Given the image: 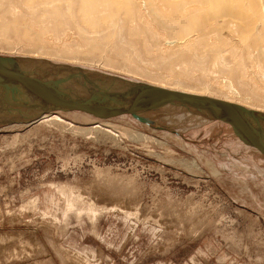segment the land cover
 Listing matches in <instances>:
<instances>
[{
  "label": "rangeland",
  "instance_id": "374dc122",
  "mask_svg": "<svg viewBox=\"0 0 264 264\" xmlns=\"http://www.w3.org/2000/svg\"><path fill=\"white\" fill-rule=\"evenodd\" d=\"M67 1L62 4L63 15H80L78 25L83 28L75 20L66 28L61 16L50 13L60 0H20L19 7L29 13L10 14L0 7V54L80 65L176 87L189 82L206 93L264 106V64L251 65L247 47L233 44L235 37L230 42L234 47L222 46L240 49L237 53L245 59L239 54L240 59L225 67L213 64L209 45L195 58L160 54L157 47H146V33L135 25L137 20L129 19V29L121 28L119 21L120 14L143 17L146 13L170 21L193 15L206 19L216 7L215 0ZM132 2L141 12L125 10V4ZM224 2L237 12L222 18L233 22L240 13L236 19L251 21L248 25L234 21L237 31L240 26L248 31V26L253 33L255 26H261L257 21L264 15V0ZM189 11L194 14L187 16ZM247 15L252 18L246 19ZM26 18L32 32L21 25V33L43 42L40 48L17 40L14 22L24 23ZM247 31L244 35H250ZM120 34L134 42L127 44ZM120 39L127 47L121 52ZM176 109L194 119L200 115ZM178 111L166 108L152 113L166 128L131 113L103 119L77 110L44 114H57L65 121L44 122L39 117L26 124L0 126V264H264V158L226 122L194 123L180 118ZM169 115L172 120L165 118ZM65 185L83 198L78 200L76 194V206L66 212L67 217L62 208L66 209L68 197L57 191ZM90 200L100 206L98 214L94 217L85 210L78 214L77 208Z\"/></svg>",
  "mask_w": 264,
  "mask_h": 264
},
{
  "label": "water",
  "instance_id": "95a60500",
  "mask_svg": "<svg viewBox=\"0 0 264 264\" xmlns=\"http://www.w3.org/2000/svg\"><path fill=\"white\" fill-rule=\"evenodd\" d=\"M0 69L8 71L6 79L0 77V126L30 123L51 111L77 110L103 119L131 113L139 120L166 128L168 125L153 118L152 113L180 105L209 120L226 122L264 158V113L241 104L43 59L0 54Z\"/></svg>",
  "mask_w": 264,
  "mask_h": 264
},
{
  "label": "bare ground",
  "instance_id": "6f19581e",
  "mask_svg": "<svg viewBox=\"0 0 264 264\" xmlns=\"http://www.w3.org/2000/svg\"><path fill=\"white\" fill-rule=\"evenodd\" d=\"M19 1L20 0H0V7H2L3 8V11L4 12H7V13H10V14H17V13H23V12H25V13H29V9H23L22 7H19ZM72 1V0H71ZM70 0H69V2H71ZM115 1V0H114ZM210 1V0H209ZM214 1V0H213ZM224 1H227V0H215V5H216V7H214V10L212 11V13L210 12V13H208V15H209V17H207L206 15V19H205V17H204V15L202 16V15H193L194 14V12H193V14H192V11L190 12L191 14H187V16H192L193 15V17H189V19L188 18H184V16H182L181 18H177L176 20H173V21H170L169 19H167L168 17H165L164 15H158L157 13H156V11H154L155 13V15H148L147 13H146V15H144L143 17H140V15L138 16V15H122L121 16V14H120V23L122 24V26H121V28H126L128 25H129V19H131L133 22L135 21L136 22V20L138 21V22H136L135 23V25L136 24H140L143 28H144V32L146 33L145 35H146V39L148 40V42H147V46L146 47H152V46H155V48L157 47V50H158V52L161 54H163V53H172V54H183V55H186V54H194L192 57H196V56H198V54L200 55V53L202 52V51H204V49L202 50V51H199V50H201V48H203V47H206L207 48V45H209L210 46V48L208 47V49H211V51H212V59L214 60V62H213V64L214 65H223V66H228V65H230V62L231 61H234L235 59L237 60L238 58H239V54H241V53H237V51L239 52V50H234L235 48H233L234 46L232 45V43H231V45L233 46L232 48H233V50H230V48H231V45H230V42H233V40L236 38V41H234V43L233 44H236V45H239V46H243L244 45V47H245V49H246V47H247V55H249L248 56V59H250V63H251V65H253L255 62L257 63V62H260V63H263L264 64V15L262 14L261 15V17H260V15L258 16V15H256V14H254V15H256V16H258V17H260L261 19H258V20H261V21H257V22H259L260 24H261V26H255L256 28H255V31L252 33V31L250 32V28H248V26H247V29H248V31L247 30H245V28L243 29V27H242V29H243V33H242V29L240 30L241 31V33L239 32V28H238V31H237V29H235V28H233V26L235 27V25L233 24V22L234 21H242L243 19H241L240 18V20L238 19H236V17H239L238 15L240 14H238V15H236V17H234L235 19H233L234 21L233 22H231V20H226L225 18H222L223 16H228L229 15V17L230 16H232L235 12H237V10L234 12V8H232L231 6H227L226 4H225V2ZM234 1V0H233ZM236 1V0H235ZM66 2V3H65ZM67 0H60V3L61 4H59L58 6H56L55 8H53L52 9V11L50 12V13H52V15H55L56 17H59V16H61L63 19H64V23H65V26L66 25H70V26H72L71 24H72V22H73V20H75L76 21V23H75V25H77L79 28H83L82 26L80 27L79 25H78V16L80 17V15H76V16H74V15H63V13H64V11H62V10H64V7H63V5L62 4H67ZM116 2V1H115ZM115 2H114V4H115ZM150 2V1H149ZM254 2H256L257 3V0H254ZM259 2V1H258ZM117 3V2H116ZM193 3V2H192ZM205 3V2H204ZM218 3H219V7H218ZM234 3H236V2H234ZM233 3V4H234ZM237 3H239V2H237ZM70 4H72V3H70ZM201 4V3H200ZM207 4V3H206ZM231 4V3H230ZM241 4V3H240ZM237 5V4H236ZM66 6V5H65ZM137 4H135V2H132V3H130V5H128V4H125V10H127V12L130 14V13H135V12H141V10L138 8L137 9ZM200 6V5H199ZM210 6H212V5H210ZM66 7H68V6H66ZM118 7V6H117ZM208 8H210V9H212L211 7H208ZM208 8H206V9H208ZM202 9V8H201ZM205 9V10H206ZM234 9V10H233ZM242 9V8H241ZM40 10H41V8H40ZM68 10V9H67ZM85 10V9H84ZM118 10V9H117ZM116 10V11H117ZM188 10V9H187ZM70 11V10H69ZM68 11V12H69ZM121 11V10H120ZM194 11V10H193ZM198 11V10H197ZM240 11V10H239ZM251 11V10H250ZM242 12V11H241ZM252 12V11H251ZM200 13V12H199ZM213 13H224V14H213ZM212 14V15H211ZM242 14V13H241ZM245 13H243V15H244ZM252 14V13H251ZM242 15V16H243ZM253 15V16H254ZM21 16H25V15H21ZM28 16H30V15H28ZM186 16V15H185ZM186 16V17H187ZM114 17H115V19H117V17L114 15ZM180 17V16H179ZM247 17H248V15H247ZM249 17H250V19L252 18V16L251 15H249ZM249 17L248 18H246V19H249ZM61 18V19H62ZM62 19V20H63ZM84 19V18H83ZM175 19V18H174ZM245 19V20H246ZM249 19V20H250ZM256 19V18H255ZM254 19V20H255ZM25 20V19H24ZM72 20V21H71ZM113 20V19H112ZM118 21V22H119ZM131 21V22H132ZM247 21V20H246ZM31 22V20H30V18L28 19V18H26V20H25V22L24 23H20V22H14V25H13V27H12V29H14L15 30V34L18 36L17 37V40H18V38H19V40H21V42L20 43H22V44H24V45H30V46H32L33 44H36L37 45V47L38 48H40L39 46H41L42 44L41 43H43V42H41V41H39V42H37V41H32V40H30V39H28L26 36L27 35H25V34H23L25 31L28 33V34H30L31 32H32V28H30V25H28L29 23ZM255 22V21H254ZM255 23V24H258V23ZM127 23V24H126ZM235 23V22H234ZM245 23V21L243 20V22H242V24H244ZM250 23H251V21H250ZM250 23H248V24H250ZM111 24V23H110ZM241 24V25H242ZM248 24H246L245 23V25H248ZM21 25H24V27L26 26L28 29H26L23 33H21V30H22V28H23V26H21ZM117 25V24H116ZM237 25H240V24H238L237 23ZM252 25H253V23H252ZM140 26V27H141ZM254 26V25H253ZM253 26H251V27H253ZM245 27V26H244ZM66 28H67V26H66ZM71 28V27H70ZM78 28V29H79ZM106 27H104L103 29H105ZM86 29V28H85ZM128 29H129V26H128ZM35 30V29H34ZM106 30V29H105ZM105 30H103L102 32H104ZM245 30V31H244ZM250 32V35H244V34H246V33H244V32ZM73 32V31H72ZM86 32V31H85ZM96 32V31H95ZM237 32H239V34L237 33ZM123 33H125L126 34V32H123ZM247 33V34H248ZM86 34H88V33H86ZM101 34V33H100ZM104 34V33H103ZM124 34V35H125ZM106 35V34H105ZM128 35V34H127ZM237 35V36H236ZM239 35V36H238ZM109 36V35H108ZM107 36V37H108ZM120 36V38L122 39H124L126 42L127 41H129V40H131V41H133L132 39H130V38H128L127 36H123V35H119ZM119 36H118V38L117 39H119ZM129 36V35H128ZM235 37V38H234ZM115 38H116V36H115ZM234 38V39H233ZM15 39V38H14ZM45 39V38H44ZM111 39V38H110ZM119 40V45H117V49L118 50H122V49H124V51L127 49V47H126V49L125 48H123V42H121L122 40ZM231 39H233V40H231ZM239 39V41H238V43H235V42H237V40ZM39 40V39H38ZM123 40V41H124ZM143 40V39H142ZM218 43V41H219V43L217 44L216 42ZM227 41V43H224V42H226ZM45 42V41H44ZM47 42V41H46ZM134 42V41H133ZM115 43H117L118 44V41L117 42H115ZM46 44V43H45ZM127 44H128V42H127ZM130 44H132V42H130ZM214 44H217V46L216 45H214ZM223 44H227V45H230V48H229V46H226V47H228L229 49H225V48H223L224 46H222ZM206 45V46H205ZM214 45V46H213ZM218 45H220V46H218ZM236 45H235V47H236ZM43 46V45H42ZM55 46V45H54ZM63 46V45H62ZM128 46H130V45H128ZM47 47V46H46ZM150 47V48H151ZM162 47V48H161ZM42 48H44V47H42ZM41 48V49H42ZM49 48V47H48ZM53 48V47H52ZM52 48H49V49H52ZM55 48V47H54ZM54 48H53V50H54ZM70 49H71V47H69ZM87 48V47H86ZM149 48V49H150ZM154 48V49H155ZM241 48V47H240ZM56 49V48H55ZM115 49V48H114ZM237 49V48H236ZM244 49V48H243ZM244 49V50H245ZM121 50H120V52H121ZM152 51V50H151ZM155 51V50H154ZM210 51V50H209ZM243 51V50H242ZM200 52V53H199ZM208 52V51H207ZM229 52L230 53H232V56L229 54ZM255 52H257V55L255 56L254 55V53ZM244 53V52H243ZM245 53H246V51H245ZM245 53H244V55H245ZM93 54H96V53H93ZM207 54V53H206ZM89 56L91 55L90 53L88 54ZM94 56V55H93ZM201 56V55H200ZM246 57V56H245ZM109 59H113V57L112 58H110V57H108ZM128 58V57H127ZM247 58V57H246ZM125 59V58H124ZM167 59V58H166ZM240 59V58H239ZM241 59H245L244 58V56H242V54H241ZM127 60V59H126ZM129 60V59H128ZM131 60V59H130ZM244 62H245V60H243ZM242 61V62H243ZM130 62V61H129ZM125 63V62H124ZM133 63V62H132ZM126 64V63H125ZM231 64H233V63H231ZM245 64V63H244ZM246 65V64H245ZM132 66V65H131ZM222 66V67H223ZM225 66V67H226ZM140 68H142V69H145L146 71H148L149 72V68L147 69V68H145V67H140ZM102 71V70H101ZM6 72H8L7 70H6ZM5 71H3L2 69H0V77L2 78V79H6L7 78V73H6ZM149 73H151V72H149ZM156 76V75H155ZM161 76V75H160ZM156 81V80H155ZM159 83H161L160 81H158ZM165 82V81H164ZM183 82V81H182ZM149 83H152V84H156V85H160V86H163V87H168V88H172V89H177V90H182V91H186V92H189V93H194V94H198V95H206V96H213V97H217V98H221V99H225V100H228V101H231V102H234V103H239V104H241V105H245V107H247V108H249V109H251V110H253V111H258V112H261V111H264V106L263 105H257V107H255V105H253V104H246V103H244V102H241V101H239V100H236V99H232V98H230V97H224V96H220V95H216V94H210V93H206L205 92V90H203V89H201V88H196L195 86H192L191 85V83H189V82H183V84L185 85V86H183V87H176L175 85L174 86H170V85H167L168 84V82H167V84H159V83H155L154 81L152 82H149ZM178 83V82H177ZM175 84V83H174ZM172 85V84H171ZM219 94V93H218ZM222 94V93H221ZM228 96V95H227ZM256 99V98H255ZM246 101V100H245ZM251 105H253V106H251ZM261 108H260V107ZM176 107L178 108V107H180V109H183L181 106H179V105H170V107L169 108H171V109H173L175 112H177L179 109H176ZM166 110V109H165ZM72 111H75V110H72ZM184 111V110H183ZM52 112H58V111H51V112H47V113H52ZM179 113H177L179 116H180V118H182V119H184V117H186L185 119H186V121L188 120V121H194V123L197 121V122H199V123H202V122H207V120H209V119H206L205 117H203V116H201V115H196V118L194 119L193 117H195V116H193L192 114H189V113H187V112H180V110L178 111ZM47 113H45V114H47ZM167 114V113H166ZM179 116H177V117H179ZM40 117V119L42 120V121H49V120H53V119H56V120H62V121H65L60 115H55V114H48V115H41V116H39ZM38 117V118H39ZM37 118V119H38ZM166 119L167 118H169V120H172V118H173V116H171V115H169V116H167V117H165ZM37 119H35V120H37ZM183 121H185V120H183ZM166 122V121H165ZM181 122V121H180ZM180 122H177V123H180ZM171 124V123H170ZM185 124V123H184ZM189 124H191V123H189ZM193 124V123H192ZM196 125V124H195ZM101 125H95L93 128H97V127H100ZM187 126V125H186ZM190 126V125H189ZM187 128V127H186ZM106 131V130H105ZM108 132H110V133H114L115 134V132L113 131V130H110V129H108L107 130ZM259 168V167H258ZM74 189H76V188H74ZM57 191L59 192V194H61V196L63 195V197H68V200H67V207L65 206V208L66 209H63L62 208V210H63V212H64V214H66V212L69 210V209H71V208H73V207H75L76 206V203L74 202V197L75 196H77L76 194H78V197H75V198H77L78 200H82V199H80L81 198V196L79 195V193L80 192H78V193H74V190L73 189H68L67 188V185H65L62 189H57ZM81 194V193H80ZM82 195V194H81ZM66 197V198H67ZM38 200V199H37ZM85 201H87V200H85ZM33 206H35V205H33ZM24 207V206H23ZM77 208V207H76ZM113 208H115V206H113ZM113 208H112V210H113ZM78 209V214L80 213V212H82V210H85V212L87 211L88 212V214H90V215H92V216H94V215H96V213L99 211V209H100V206L94 201V200H90L87 204H86V206L84 205V206H82V207H79V208H77ZM111 209V208H110ZM58 210V209H57ZM76 210V209H75ZM102 210V209H101ZM106 210H107V208H106ZM71 211V210H70ZM69 211V212H70ZM136 212V211H135ZM45 214L47 213V212H44ZM126 213H128V214H130V213H134V212H132V211H126ZM137 213H138V210H137ZM82 214V213H81ZM98 214V213H97ZM56 215V214H55ZM54 215V216H55ZM134 215V214H133ZM53 216V215H52ZM128 216V215H127ZM56 217H58L57 215H56ZM64 217H67V214L64 216ZM95 217V216H94ZM60 217H58L57 219H59ZM56 219V218H55ZM93 219V218H92Z\"/></svg>",
  "mask_w": 264,
  "mask_h": 264
}]
</instances>
